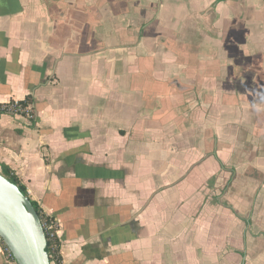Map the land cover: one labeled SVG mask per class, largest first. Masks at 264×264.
Returning <instances> with one entry per match:
<instances>
[{
	"label": "crops",
	"instance_id": "1",
	"mask_svg": "<svg viewBox=\"0 0 264 264\" xmlns=\"http://www.w3.org/2000/svg\"><path fill=\"white\" fill-rule=\"evenodd\" d=\"M24 101L0 164L61 264H264V0H0Z\"/></svg>",
	"mask_w": 264,
	"mask_h": 264
},
{
	"label": "water",
	"instance_id": "2",
	"mask_svg": "<svg viewBox=\"0 0 264 264\" xmlns=\"http://www.w3.org/2000/svg\"><path fill=\"white\" fill-rule=\"evenodd\" d=\"M0 239L16 264H51L37 212L19 188L1 173Z\"/></svg>",
	"mask_w": 264,
	"mask_h": 264
},
{
	"label": "trees",
	"instance_id": "3",
	"mask_svg": "<svg viewBox=\"0 0 264 264\" xmlns=\"http://www.w3.org/2000/svg\"><path fill=\"white\" fill-rule=\"evenodd\" d=\"M25 102H27V101H24L22 103H25ZM0 113H3V112H0ZM0 171H1L0 173L5 178H7L10 182H12L14 185H16L19 188V190L21 191V193L28 198V194H27L25 188L21 185V183L19 182L17 177L11 172V170L7 166L0 164ZM30 202H31L33 208L35 209V211L37 212L39 219H40L42 224L44 222L48 223L49 221H52V219H50V218L46 217L44 214H42V212L40 211V209L38 208V206L34 202H32L31 200H30ZM44 233H45L46 243H47L46 252L49 256L50 263L51 264H61L60 243H59L57 236H56V227L49 232L45 230ZM0 243L3 247V249L5 250V252L7 253V255L9 256V258L14 261L13 257L11 256V254L9 253V251L7 250L6 246L3 244L1 239H0Z\"/></svg>",
	"mask_w": 264,
	"mask_h": 264
},
{
	"label": "built area",
	"instance_id": "4",
	"mask_svg": "<svg viewBox=\"0 0 264 264\" xmlns=\"http://www.w3.org/2000/svg\"><path fill=\"white\" fill-rule=\"evenodd\" d=\"M0 112L3 113H9L12 115H23L27 119H33V113L32 109L30 106V103L25 102H15V103H10L8 105L0 107ZM43 230L45 231H51L55 228V222L49 221L48 223L44 222L43 224L41 223Z\"/></svg>",
	"mask_w": 264,
	"mask_h": 264
},
{
	"label": "rangeland",
	"instance_id": "5",
	"mask_svg": "<svg viewBox=\"0 0 264 264\" xmlns=\"http://www.w3.org/2000/svg\"><path fill=\"white\" fill-rule=\"evenodd\" d=\"M1 172V171H0Z\"/></svg>",
	"mask_w": 264,
	"mask_h": 264
}]
</instances>
